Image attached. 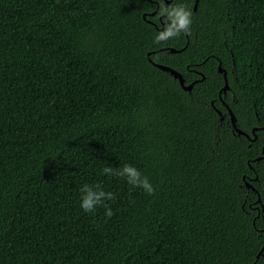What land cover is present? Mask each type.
I'll return each instance as SVG.
<instances>
[{"label":"trees","instance_id":"16d2710c","mask_svg":"<svg viewBox=\"0 0 264 264\" xmlns=\"http://www.w3.org/2000/svg\"><path fill=\"white\" fill-rule=\"evenodd\" d=\"M194 2L157 45L150 0H0V264H264V0Z\"/></svg>","mask_w":264,"mask_h":264},{"label":"clouds","instance_id":"9594fccd","mask_svg":"<svg viewBox=\"0 0 264 264\" xmlns=\"http://www.w3.org/2000/svg\"><path fill=\"white\" fill-rule=\"evenodd\" d=\"M159 2V15L164 18L163 30L159 31L153 40L154 44H161L171 38L178 37L182 33L190 34V26L192 23V12L182 4H173L168 6L164 0ZM105 175L117 176L126 178L127 183L133 187L142 188L148 195H153L155 189L146 176H142L141 172L130 164H125L121 168L105 167L103 170ZM80 192L81 203L80 207L85 212H93L97 206L105 208L104 215L107 218L113 216V211L106 204L105 200L114 199V194L105 192L100 188V185L90 186L84 184Z\"/></svg>","mask_w":264,"mask_h":264},{"label":"water","instance_id":"95a60500","mask_svg":"<svg viewBox=\"0 0 264 264\" xmlns=\"http://www.w3.org/2000/svg\"><path fill=\"white\" fill-rule=\"evenodd\" d=\"M197 2H198V0H195L194 5H193V9H194V10H195L196 7H197ZM169 51H170V52H177V51H179V50H177V49H175V48H169ZM147 55H148V53H147ZM152 63H153L155 66H157L158 68H160V69H162V70H164V71L169 72V73H170L175 79H178V81H179L180 85L183 87V89L188 90V91L191 90V88H192V86H193V82H192V83H189V84H184V78H183L182 74H181L179 71H177L176 69H174V68H172V67H170V66H167V65H163V64H159V63H155V62H152ZM218 71L223 73L224 84H223V86L221 87V90H220V91H223V93L225 94V92H226L227 89L229 88V85H228V81H227V77H226V71H225V69H223V68L220 66V63H219V65H218ZM226 107H227V113H228V116H229V121H230V124L232 125L233 131H234L235 133H237L238 135H241V134H242V135H245L246 137L250 138L251 141L255 140V138H256V135H255V133H254L255 128L252 129V133L254 134V136H253V137H250V135H249L247 132L241 130V129L237 126V124H236V117H235L234 113L232 112L231 108H230L228 105H226ZM217 112H218V114L220 115V119L222 120V119H223V116L221 115V112H220L219 110H218ZM261 152L263 153V155H260V156L256 157L254 160L258 161V160H260V159L264 156V144L262 145ZM245 184H246L247 187H250V186H251V185H250L249 183H247V182H246ZM251 187H252V186H251ZM252 188H253V187H252ZM257 200L260 201V197H259V196H258ZM261 209L264 210V206H261ZM262 250H263V248H261V250H260L259 253L257 254V258H258V256H259V254L262 252Z\"/></svg>","mask_w":264,"mask_h":264},{"label":"flooded vegetation","instance_id":"af4514ba","mask_svg":"<svg viewBox=\"0 0 264 264\" xmlns=\"http://www.w3.org/2000/svg\"><path fill=\"white\" fill-rule=\"evenodd\" d=\"M151 1V4L152 5H155V9H153V10H151V11H149V12H147V13H143V18H145V16H146V14L148 15V16H151L152 17V19H146L149 23H151L156 29H158V30H163V24H164V18L163 17H161L159 14L158 15H156V12H157V10H158V5H159V2H158V0H150ZM172 2V0H164V3H166V4H170ZM155 19V20H154ZM197 75H201V73L199 72V71H197V70H193ZM199 79H196V78H194L190 83H195L196 81H198ZM222 103H223V105L226 107V103L224 102V101H222ZM211 104L213 105V101H211ZM216 109V108H215ZM217 111H218V109H216ZM226 110H227V107H226ZM220 111V110H219ZM221 112V111H220ZM228 114V113H227ZM222 115V114H221ZM223 116V115H222ZM223 118H224V116H223ZM255 132V131H254ZM251 134H253L252 133V130H251ZM250 135V134H249ZM245 136V135H244ZM246 137V136H245ZM250 137H252V136H250ZM249 141H251V139L250 138H248V137H246ZM258 157V156H257ZM246 183V182H245ZM247 183H249V182H247ZM250 184V183H249ZM246 185V184H245ZM251 186L250 187H248V188H250V189H252L253 191H255V192H257L256 190H255V188H254V186L252 185V184H250ZM262 210V209H261ZM262 211H264V210H262Z\"/></svg>","mask_w":264,"mask_h":264}]
</instances>
